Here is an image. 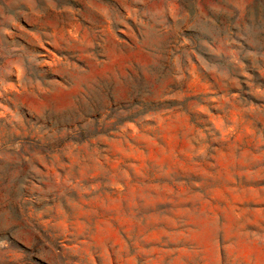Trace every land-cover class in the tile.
<instances>
[{"label":"rangeland","instance_id":"rangeland-1","mask_svg":"<svg viewBox=\"0 0 264 264\" xmlns=\"http://www.w3.org/2000/svg\"><path fill=\"white\" fill-rule=\"evenodd\" d=\"M0 264H264V0H0Z\"/></svg>","mask_w":264,"mask_h":264}]
</instances>
